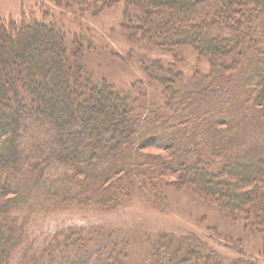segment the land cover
<instances>
[{
	"label": "trees",
	"instance_id": "trees-1",
	"mask_svg": "<svg viewBox=\"0 0 264 264\" xmlns=\"http://www.w3.org/2000/svg\"><path fill=\"white\" fill-rule=\"evenodd\" d=\"M40 5L78 8L81 18L122 9L120 29L129 43L151 53L191 51L206 61L207 74L188 83L196 107L191 113L178 103L173 112L166 107L154 119L145 118L146 106L105 82H93L83 60L89 48L82 24L70 40L50 10L40 19L0 17V264H131L127 236L102 226L49 230L40 219L45 212L89 205V194L106 192L103 186L147 168L127 161L146 149L166 155L145 156L158 172L137 173L141 190H159L169 180L216 208L231 226L259 234L263 245L252 255L241 240L210 236L207 243L191 233H163L143 242L150 264H264V151L243 159L224 156L217 145L200 152L198 142L209 133L193 135L196 125L207 126L212 140H227L236 128L232 116L244 123L250 117L264 148V0H44ZM158 64L151 63L163 71ZM173 75L167 73L170 83L180 77ZM165 80L166 93L179 92ZM175 127L184 130L168 132ZM185 134L191 141L181 148ZM73 186L79 192L69 198ZM54 192L64 198L58 204L48 200ZM110 201L95 204L107 207ZM217 246L236 256L220 254Z\"/></svg>",
	"mask_w": 264,
	"mask_h": 264
},
{
	"label": "rangeland",
	"instance_id": "rangeland-1",
	"mask_svg": "<svg viewBox=\"0 0 264 264\" xmlns=\"http://www.w3.org/2000/svg\"><path fill=\"white\" fill-rule=\"evenodd\" d=\"M42 2L44 0H0V17L17 20L24 15L40 19L43 13L50 10L54 16V22L64 26L65 33L70 40L73 39L78 32L79 25L82 24L87 34V41L85 39V42L89 48V53L83 52V60L93 82H105L117 93L135 100L138 106H146L148 110H143L145 118L154 117L155 113L157 114L159 111H166V107L173 112L178 103L183 105L177 107L180 110L190 109L187 111L188 114L193 111V108L196 109L195 104L190 102L193 101V94L188 90V83H191L195 76L204 77L207 74L206 61L198 59L191 51L180 50L170 54L151 53L141 46L129 43L123 37L120 29L121 21L124 18V10L122 9L103 13L98 18L87 16L81 18L83 13L78 8L59 10L52 5L43 7L40 5ZM151 63H159L158 65L162 66L163 71H158ZM167 73H174L173 77L175 75L180 77L170 83L167 79ZM163 80L169 83L168 87L174 88L176 91L179 89V92L173 90V92L166 93L162 86ZM229 89L231 93L236 96L239 95L237 88ZM176 94L178 95L175 96ZM140 110L142 109L136 108V111ZM232 117L238 124L234 122L236 128L227 140H222V138L220 139L222 141L212 140L209 127L202 126L199 129L196 125L193 135H197L202 130L209 133L205 134L198 142L200 152L203 150L209 152L217 145L218 150L223 151L224 156L232 155L240 159L259 156L261 150L264 151L262 133L254 128L250 117L245 123L239 116L233 115ZM153 127L155 128V126ZM183 130L184 128L181 131L180 128L175 127L174 131L169 129L168 132L177 135L176 133H182ZM188 135H183L184 143L181 148L185 146L187 139L190 140ZM141 154L143 155L134 156L133 160L129 157L127 161H133L134 164H146L147 168L141 167V171L137 172L138 174L147 172L150 175H156L158 168H152L151 166L154 164L148 161L145 156H154L153 159H155L158 155L165 156V152L157 149H146ZM126 168L129 169L130 166H126ZM137 173L131 177L130 174L126 173L125 178H119L111 186V183L107 187L103 186L108 188L106 192L102 190L100 193L95 191L94 195L89 194L91 197L89 205L74 204L68 209L60 208L53 213L45 212L47 215H43L40 220L49 230H56L65 226H83L92 229L102 226L110 233L127 236L131 244L128 248L131 264H150L151 257L143 242L145 239L152 241L156 236L163 233H171L177 237L191 233L196 238L207 241V243H209L208 238L210 236H221L232 239L234 242L241 240L243 249L253 253L252 255L262 251V239L259 234L247 235L240 226H231L216 208L204 205L191 192L177 189L169 180H167L169 186L162 183L159 190L156 188L152 191L150 189L143 191L140 189L139 183L135 181ZM152 184H155L153 179ZM78 192L79 189L73 186L67 197H73ZM104 198L113 201L106 204L107 207L95 204ZM62 199L64 198L59 199V194L56 192L48 198L50 202L58 200L57 204ZM82 199L85 200L84 197ZM40 202H43V197L40 198ZM113 205L116 207L113 208ZM40 220H37L38 224ZM230 246L235 245L230 244ZM216 249L219 250L220 254L227 257L234 258L236 256L231 250H229L230 252L224 249L220 250L221 248L218 246ZM260 259H264V256Z\"/></svg>",
	"mask_w": 264,
	"mask_h": 264
}]
</instances>
